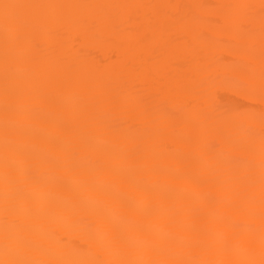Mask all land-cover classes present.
<instances>
[{
	"label": "bare ground",
	"instance_id": "6f19581e",
	"mask_svg": "<svg viewBox=\"0 0 264 264\" xmlns=\"http://www.w3.org/2000/svg\"><path fill=\"white\" fill-rule=\"evenodd\" d=\"M0 264H264V0H0Z\"/></svg>",
	"mask_w": 264,
	"mask_h": 264
}]
</instances>
